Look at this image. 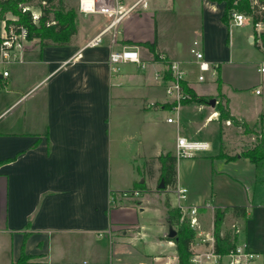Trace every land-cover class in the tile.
I'll return each mask as SVG.
<instances>
[{
	"label": "crops",
	"instance_id": "obj_1",
	"mask_svg": "<svg viewBox=\"0 0 264 264\" xmlns=\"http://www.w3.org/2000/svg\"><path fill=\"white\" fill-rule=\"evenodd\" d=\"M119 1L139 5L111 26L106 15L84 13L80 0H74L77 33L70 43L36 44L24 52L22 61L7 66V77H1L0 264L16 261L23 244L26 253L35 255L32 264H178L175 241L168 236L165 196L173 206L197 207L198 219L207 213L212 223L215 207L235 204L211 206L206 198L205 207L198 205L208 186L205 182L203 191L196 192L195 164L206 165L202 183L206 175L208 181L256 178L248 158L216 157L226 146L223 139L230 127L251 144L255 134L244 133L229 120L221 124L217 103L181 105L178 120L169 122L172 116L164 112L172 108L173 98L166 91L167 79L158 76L164 74L165 63L155 60L148 47L127 42L156 40L161 56L179 63L188 85L209 100L214 97L218 102L220 76L231 114L264 133L260 89L264 59L258 61L253 83H236L229 70L249 62L235 58L232 43L247 40L255 45L252 29L234 32L236 25L223 21L225 1ZM97 35L100 43L89 44ZM195 39L201 40L206 60L215 67L210 70L213 81L206 76L199 80L202 72L190 51ZM125 46L137 47L145 66L128 62L113 72L110 53ZM195 69L198 76L191 74ZM245 91L260 98L253 118L235 107L234 95ZM131 105L136 117L125 109ZM183 121L189 136L183 134ZM200 132L219 134V149L211 152V142L196 139ZM178 137L209 144L184 164L178 159L176 187L188 188L185 201H180L176 187L159 190L160 163L150 161L168 151L176 154ZM141 179L148 190L142 191L137 203L132 199L112 203L113 192L134 189ZM242 205L250 211V206L264 208V201ZM248 214L242 240L264 253L250 240ZM199 248L202 244H195L194 252Z\"/></svg>",
	"mask_w": 264,
	"mask_h": 264
},
{
	"label": "trees",
	"instance_id": "obj_2",
	"mask_svg": "<svg viewBox=\"0 0 264 264\" xmlns=\"http://www.w3.org/2000/svg\"><path fill=\"white\" fill-rule=\"evenodd\" d=\"M35 0H0V20L6 19L7 13L15 14L18 19H8V25H15L16 27L25 26L29 29L30 34L40 39L41 46L47 45H67L70 43L72 37L77 33L76 10L74 8L66 7L64 0H37L38 7L41 14L38 21L35 22L32 18V12L23 11L21 4L31 3ZM225 1V12L223 21L226 24L230 23L233 12H245L251 14L255 21H262L264 23V0H218ZM264 43V36L262 39ZM131 45H143L149 48L153 53L155 60H161L165 63L166 69L164 72L165 79H171L172 69L170 65L172 62L161 57L157 51V41H127ZM255 45L262 49L261 45L255 40ZM218 67V66H217ZM219 93L217 110L219 111V119L222 124L223 121H230L236 126L243 129L244 133H254L256 137L255 144L244 150L241 157L248 158L254 165L256 174L259 175L263 171L262 161L264 160V133H260L255 128L257 125L251 127L245 120H238L235 118L229 108V98L222 93V81L220 76L217 78ZM184 92L189 96L182 100V105L189 103H206L209 98L205 95L198 94L188 82L184 79L181 81ZM0 86L2 80L0 78ZM174 103H172L173 106ZM262 128L264 126L262 125ZM217 158H225L226 155L219 153ZM157 160L160 163V182L163 181L165 187L160 189H174L177 183V162L178 157L171 151L161 153L150 161ZM134 189L140 191H147L145 182H136ZM112 194H117L113 192ZM138 200V199H137ZM138 201L134 200L133 203ZM166 214L169 222L176 229L177 234L172 240L175 241L178 255V264H194L191 260L193 256L192 245L195 242L196 231L190 223L189 218L183 214L182 208L173 206L169 197L165 200ZM227 212H232L237 217L248 218V209L244 205H230L224 208L216 207L214 215V239L215 251L222 255L230 252V250L238 242L237 233L228 230L222 232L221 225ZM35 255L28 254L25 251L24 244L19 258L11 264H32L31 259Z\"/></svg>",
	"mask_w": 264,
	"mask_h": 264
},
{
	"label": "built area",
	"instance_id": "obj_3",
	"mask_svg": "<svg viewBox=\"0 0 264 264\" xmlns=\"http://www.w3.org/2000/svg\"><path fill=\"white\" fill-rule=\"evenodd\" d=\"M139 5L138 2L132 5H124L119 0H80L79 9L84 13L101 12L108 17L109 25L113 26L118 23L124 16L129 14ZM22 6V4H21ZM23 11H29V6H22ZM31 11V10H30ZM32 12V18L35 22L38 21L39 14ZM9 18L0 20V73L2 77L9 75L7 66L11 63L23 60L24 52L40 43V39L30 34V31L25 26L16 27L11 24L8 25ZM13 20V19H10ZM231 23L236 26H243L246 23L252 25V29L256 34L255 39L261 45L264 51V43L262 41L264 36V23L262 21H255L251 14L245 12H233L231 15ZM101 36L97 35L90 41L89 44L96 45L100 43ZM41 44V43H40ZM191 53L196 58L199 69L202 72L199 75V80L205 79L204 72L214 70L215 67L206 60L205 51L202 47L200 39H195L190 49ZM162 57V56H161ZM163 58V57H162ZM136 63L142 67L145 63L141 59L140 52L135 46H125L121 49H114L110 53L109 63L113 72H118L121 69L123 63ZM172 69L173 78L167 79L166 91L169 96L173 98L172 109L179 111L182 105V100L189 97L183 90L181 81L185 79V71L179 63L174 62L170 65ZM264 71V67H262ZM164 78L163 75H158ZM174 117H169L168 121L172 122ZM209 147V144L204 141H189L185 137H178L177 140V157H189L194 156L197 151L205 150ZM175 191L180 201H185L188 195V188L184 186H177ZM142 191L139 189H129L117 192V194H111L112 203H116L120 199H132L137 200L141 197ZM183 210V205H179ZM189 212V220L193 228L199 227L200 222L197 217L198 208L191 207L186 209ZM200 237L192 245L193 256L191 258L194 264H264V253L258 252L250 248L248 242L241 240L238 241L229 253L222 255L215 251V239L213 232L200 231ZM201 243L203 246H208L204 251H195V244Z\"/></svg>",
	"mask_w": 264,
	"mask_h": 264
},
{
	"label": "rangeland",
	"instance_id": "obj_4",
	"mask_svg": "<svg viewBox=\"0 0 264 264\" xmlns=\"http://www.w3.org/2000/svg\"><path fill=\"white\" fill-rule=\"evenodd\" d=\"M66 7L74 8L76 10V16H77V7L74 6V0H64ZM29 6L30 10L33 12L41 14V11L38 7V1L35 0L31 3H24L22 6ZM21 6V7H22ZM242 12V11H241ZM6 18L16 20L18 17L13 13H7ZM1 22H0V29H1ZM252 29V25L250 23H246L245 26L242 27H232V30L234 32L236 31H250ZM253 35L256 37V34L254 33V30L252 29ZM256 40V39H255ZM232 48L234 49V56L235 58H242L243 60H248L249 62L244 63L240 66H234L229 68V70L232 72V75L234 76V81L237 83L238 81H248L254 82L257 75V65L258 61H261L264 59V51L263 49H259L256 47L253 43H249L247 40L244 41H233ZM124 70V69H123ZM198 70L195 69L191 74L198 76ZM207 81H213L215 76L212 75L211 71L204 72ZM244 82L241 83V85ZM261 90H263L264 93V87H260ZM259 96H256L255 94H251L249 91H245L242 93H237L234 95V103L237 110L240 112L245 113L248 118H253L254 115V108L259 103ZM131 107L126 106V110L129 112V114L133 117L137 116V111L134 110ZM180 111H177L175 109L169 108L167 109L164 114L165 116L170 115L174 117V119L177 121V114ZM180 114V113H179ZM185 112H182V115H184ZM183 127V134L189 136V131L187 128V123L182 122ZM238 129L235 127L229 128V133L224 137V143L226 146L220 151V153H223L226 155L225 158L228 161H235L238 158L241 157L242 152L244 149H248L253 146L254 142L251 144L249 142H244L241 140L239 135L236 133ZM198 140H208L212 143V151L215 152L216 149H219L220 144V135L216 134L215 136L212 135V133H205L200 132L195 136ZM192 156H185V157H179V162L184 164L186 160H189ZM263 164V171L261 174L257 175L255 171V180L252 177L249 176H241L238 180H233L230 178H221V179H215V181H212V179L208 178L207 175L205 181L202 183V177H203V171L206 169V165L202 164H195V171L197 172V178H195V183L197 181L198 184L194 185V188L196 192L199 189V192L201 193L203 190L201 189V186L205 185V182L207 183V191L205 190L206 194L201 196L200 199L202 200L198 202V205L206 206V198H209L210 205H230V204H255L260 205L264 201V182L262 183H255L254 181L261 182L264 180V160L262 161ZM199 172V174H198ZM234 172H237L234 170ZM199 175V178H198ZM140 181L137 182H141ZM256 181V182H257ZM204 184V185H203ZM198 186V188H197ZM205 187V186H204ZM160 190V189H159ZM215 194V195H214ZM214 195V196H212ZM207 196V197H206ZM168 197V195L165 196V200ZM200 207V206H198ZM226 207V206H224ZM222 207V208H224ZM250 211V217H251V224L249 225V230L251 226V231L249 233L250 240L255 241L256 245H260L261 248H264V208H257L254 209L252 206L249 207ZM212 208L209 207V210ZM216 209V207H215ZM215 209L213 211V220L212 223L210 221V216L206 213H201V218H199L200 225L199 227L195 228L196 236L195 239L200 237V231L203 232H213L214 233V215H215ZM183 214H185L187 217H189V212L186 211V209H182ZM249 216V214H248ZM249 218V217H248ZM248 218H242L235 216L232 212H227L223 223L221 225L222 232L231 230L235 233H237L238 240L243 239V235L246 230V224ZM211 223V224H210ZM208 246H203L202 248H199V251H204ZM202 249V250H201Z\"/></svg>",
	"mask_w": 264,
	"mask_h": 264
},
{
	"label": "water",
	"instance_id": "obj_5",
	"mask_svg": "<svg viewBox=\"0 0 264 264\" xmlns=\"http://www.w3.org/2000/svg\"><path fill=\"white\" fill-rule=\"evenodd\" d=\"M2 77V74L0 73V78ZM209 104L210 105H212V106H216V103H217V99L216 98H211L209 101ZM165 187V184H164V182L163 181H161L160 182V184H159V188L160 189H163ZM176 234H177V231H176V229L173 227V225L170 223V225H169V237L170 238H174L175 236H176Z\"/></svg>",
	"mask_w": 264,
	"mask_h": 264
}]
</instances>
